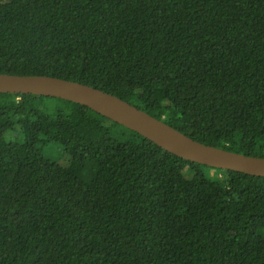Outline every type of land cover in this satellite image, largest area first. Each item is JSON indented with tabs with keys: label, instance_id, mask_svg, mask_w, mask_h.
I'll return each mask as SVG.
<instances>
[{
	"label": "trees",
	"instance_id": "16d2710c",
	"mask_svg": "<svg viewBox=\"0 0 264 264\" xmlns=\"http://www.w3.org/2000/svg\"><path fill=\"white\" fill-rule=\"evenodd\" d=\"M0 72L85 83L264 157V0H0ZM0 264H264V176L74 101L0 93Z\"/></svg>",
	"mask_w": 264,
	"mask_h": 264
},
{
	"label": "water",
	"instance_id": "95a60500",
	"mask_svg": "<svg viewBox=\"0 0 264 264\" xmlns=\"http://www.w3.org/2000/svg\"><path fill=\"white\" fill-rule=\"evenodd\" d=\"M0 93L45 95L74 101L136 131L183 159L264 176V157L200 142L119 96L85 83L49 75L0 72Z\"/></svg>",
	"mask_w": 264,
	"mask_h": 264
},
{
	"label": "rangeland",
	"instance_id": "374dc122",
	"mask_svg": "<svg viewBox=\"0 0 264 264\" xmlns=\"http://www.w3.org/2000/svg\"><path fill=\"white\" fill-rule=\"evenodd\" d=\"M120 131L122 132V129H120ZM43 154L44 156H46V158L63 165L68 164L70 160V157L63 152L62 147L59 144H55V143H51L46 147H44ZM207 173L211 177H216V172H214L213 170H208ZM191 174L192 173L190 171L187 172L188 177Z\"/></svg>",
	"mask_w": 264,
	"mask_h": 264
}]
</instances>
